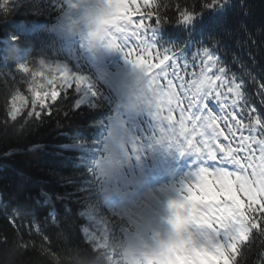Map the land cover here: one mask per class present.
Wrapping results in <instances>:
<instances>
[{
    "label": "trees",
    "instance_id": "1",
    "mask_svg": "<svg viewBox=\"0 0 264 264\" xmlns=\"http://www.w3.org/2000/svg\"><path fill=\"white\" fill-rule=\"evenodd\" d=\"M178 2L155 0L153 8L151 1L143 9V24L149 27L150 12L166 15L168 20L156 29V38L158 43L183 49L189 56L188 72L200 70L199 59L191 63L199 47L213 50L226 76L243 81L246 100L264 116V94L259 89L264 84V0H227L215 8H203L202 0H184L200 13L191 23L176 22L171 6ZM1 3L0 238L8 240L0 245V264H110L103 252L94 251L85 241L81 215L94 197L89 158L98 143L105 147L100 123L108 109L102 103L96 108H75L80 94L70 92L52 105L50 116L39 120L24 112L13 121L8 114L11 99L27 92L20 82L19 62L59 57L63 42L57 29L64 22L66 4L30 0L18 12L4 10ZM71 65L76 71H88L73 61ZM211 73L218 74L216 69ZM240 106L244 107L243 101ZM13 216L15 224L9 223ZM115 232L118 235L119 230ZM236 264H264V235L253 232L241 246Z\"/></svg>",
    "mask_w": 264,
    "mask_h": 264
},
{
    "label": "rangeland",
    "instance_id": "2",
    "mask_svg": "<svg viewBox=\"0 0 264 264\" xmlns=\"http://www.w3.org/2000/svg\"><path fill=\"white\" fill-rule=\"evenodd\" d=\"M1 1V7L4 10L19 12L18 9L30 0ZM63 1L66 4V12L63 16L65 22L66 18L70 16L71 10L76 7L78 0ZM151 1L140 0V9L143 13L145 6ZM103 3L111 7L114 14L100 17L96 21L95 31L101 42L100 49L98 50L93 44L86 46L84 37L79 33L63 32L61 26L64 22L61 23L57 29V35L63 42V49L58 58L41 57L37 61L25 58L19 62V65H24L27 68V71H24L19 67L20 82L25 86L27 92H19L11 99L15 103L10 102L8 114L15 112L17 118L24 112H28V116L31 117L33 116L30 114L32 111L44 109L43 101L50 103L56 93L66 87L67 84L62 82L57 69L45 67L43 64L46 61L54 64L59 60L66 62L73 74H90L94 81L95 97L88 102V105L98 106L102 103L109 113L107 118L101 122L103 136L106 137L113 119L117 116L129 129L127 142L123 146V156L116 162L118 167L114 178L103 179L96 167L97 159L103 154L105 147L101 149L98 145L94 149L95 153L91 156L94 170L90 173L93 180L89 182L94 185L95 193L94 198L85 203V209L87 206L95 205L99 209H106L109 213L113 226L112 245L111 248L102 250H106L103 254L108 262L114 264L121 258L122 247L129 235L139 228V211L145 203L147 195L159 191L162 186H167L171 190L170 202L180 201L175 207L177 214L182 219L189 220L194 229L200 228L201 222L209 215H205L208 212V207L199 203L198 196L193 200H184L180 191L185 182L196 179L195 173L198 169L195 167L188 169V164L196 163V154L191 152L190 146L187 144V140L192 138L190 132L184 131V129L191 128L190 123L185 121L182 129L178 118L170 120L168 116L170 112H178L176 104L186 105L187 102L178 93L180 98L171 106L162 102L159 96L155 97L154 106L143 110L129 111L123 106L111 78L121 68H135L132 63L128 62L126 56L138 59V53L146 55V51L142 50L146 49L147 35L145 33L148 26L140 27L141 19L133 16V13L139 16L140 9L136 4L130 3V0H103ZM147 34L151 33L147 32ZM155 36L157 37L156 30ZM72 61L79 67L84 65L88 71L74 70L71 65ZM209 74L213 75L211 72ZM144 76L147 77L145 74ZM149 81L150 78L147 77L145 88L149 91L155 89L159 93L158 84ZM73 82H76V76ZM174 83L178 84L177 81ZM210 106L219 113L215 108L217 107L216 101ZM144 130L146 133L143 132ZM182 152L183 154H181ZM200 167H204V165H200ZM47 200L51 201L49 198ZM212 218L216 219L214 216ZM115 230H119L118 235ZM209 231L215 234L212 246L201 244L193 249L194 254L202 257L201 264H216L209 253H215V245L224 242V236L217 227L213 226ZM83 233L87 241V236L85 232ZM112 250L116 255H111L110 251Z\"/></svg>",
    "mask_w": 264,
    "mask_h": 264
},
{
    "label": "snow or ice",
    "instance_id": "3",
    "mask_svg": "<svg viewBox=\"0 0 264 264\" xmlns=\"http://www.w3.org/2000/svg\"><path fill=\"white\" fill-rule=\"evenodd\" d=\"M130 3L140 9V0H130ZM225 3L227 0H202V7H223ZM152 7L156 8L155 0ZM171 7L175 9L177 23H191L200 14L184 0ZM140 13L133 16L141 19L140 27H144L142 9ZM167 20L166 15L158 11L148 13L147 32L151 34L145 33L146 49L142 50L146 55L138 53V59L127 56L126 59L149 77L150 83L156 82L161 91L174 90L187 102L186 105L176 104L178 112H170L168 116L170 120L178 118L182 129L185 121L190 123L191 128L184 131L190 132L192 138L187 144L196 154V179L185 182L180 191L184 200L198 196L199 203L208 207L205 215L216 218L213 226L223 234L224 242L215 245L216 252L209 253L211 259L216 264H236L241 246L250 240L253 232L264 235V116L246 100L243 81L237 83L235 76H226V69L219 66V58L213 50L199 47L191 55V63L194 65L199 59L200 70L189 73V56L184 55L180 46L157 43L155 30ZM19 67L27 71L24 65ZM64 67L65 74L71 75L67 66ZM212 69L218 74L210 75ZM185 75L191 79L186 80ZM75 76L76 82L69 83L66 91H58L50 103L42 102L43 111L30 114L37 120L50 116L52 105L70 92L82 93V98L89 100L88 76L83 73ZM259 89L264 94V84H260ZM212 101L217 102L219 114L210 106ZM242 101L244 107L240 106ZM261 104L264 105V100ZM79 106L80 101H77L74 107ZM16 116L15 112H10L9 119L15 121ZM179 203L173 200L170 207L175 208ZM15 218L10 217L9 223L15 224ZM38 228L36 225V230ZM7 240L6 236L0 238V245L7 244Z\"/></svg>",
    "mask_w": 264,
    "mask_h": 264
},
{
    "label": "clouds",
    "instance_id": "4",
    "mask_svg": "<svg viewBox=\"0 0 264 264\" xmlns=\"http://www.w3.org/2000/svg\"><path fill=\"white\" fill-rule=\"evenodd\" d=\"M113 14V9L103 0H78L61 30L68 34L79 33L86 46L93 44L99 50L101 42L95 31L96 21ZM111 79L123 106L129 111L154 106L156 96L169 106L178 99L174 90L157 93L155 89L149 91L145 88L147 77L138 68H121ZM128 136L129 129L117 116L105 137L104 152L96 162L103 179L114 178L118 167L116 162L123 156ZM171 194L167 186H162L159 191L147 195L139 211V228L129 235L122 247L121 258L114 264H201L202 257L194 254L193 249L201 244L212 246L215 234L209 229L215 225L216 219L209 215L201 222L200 228L194 229L189 220L182 219L176 209L170 207Z\"/></svg>",
    "mask_w": 264,
    "mask_h": 264
},
{
    "label": "bare ground",
    "instance_id": "5",
    "mask_svg": "<svg viewBox=\"0 0 264 264\" xmlns=\"http://www.w3.org/2000/svg\"><path fill=\"white\" fill-rule=\"evenodd\" d=\"M43 64L45 67H55L57 72L60 73L63 83L68 85L69 83L73 82L75 74L71 72V69L66 62L58 60L52 64L50 61H46ZM64 66H67L71 75L65 74ZM92 96L93 94L90 88L88 89V97L91 98ZM94 206H87L85 213L83 212L87 221V225L85 226L87 241L98 250L111 248V238L113 232L111 223L102 216L103 213L101 212V209H99L97 206Z\"/></svg>",
    "mask_w": 264,
    "mask_h": 264
},
{
    "label": "water",
    "instance_id": "6",
    "mask_svg": "<svg viewBox=\"0 0 264 264\" xmlns=\"http://www.w3.org/2000/svg\"><path fill=\"white\" fill-rule=\"evenodd\" d=\"M68 86V85H67ZM104 218H106V220H108L109 221V219L107 218V217H105V216H103Z\"/></svg>",
    "mask_w": 264,
    "mask_h": 264
}]
</instances>
